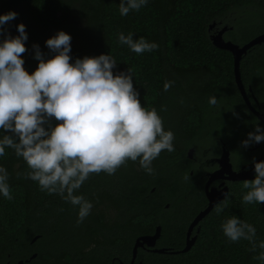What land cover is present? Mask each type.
Wrapping results in <instances>:
<instances>
[{
    "label": "trees",
    "instance_id": "16d2710c",
    "mask_svg": "<svg viewBox=\"0 0 264 264\" xmlns=\"http://www.w3.org/2000/svg\"><path fill=\"white\" fill-rule=\"evenodd\" d=\"M120 2L0 0V15L18 10L23 19L20 24L28 38L21 58L29 74L38 65L33 45H38L45 60L51 59L55 53L45 42L59 31L71 37L70 63L109 54L117 62L114 75L131 70L141 106L157 110L164 130L174 134V151L164 150L153 161L154 175L145 172L139 158L128 160L112 175L90 174L73 193L93 205L77 224L78 206L42 191L38 182L26 178L30 169L24 159L6 148L0 167L8 172L13 198L0 194V264L19 260L22 264H129L134 239L152 234L157 225L161 234L156 247L179 250L188 223L200 210L192 208L204 198L199 185L190 187L184 179L198 175L196 169L189 174L186 148L206 140L217 146L216 137L231 146L236 167L250 161L252 154L264 158V141L252 151L242 146L257 125L264 130V123L250 112L235 85L231 53L212 44L208 29L214 21L227 25L223 37L245 43L264 31V0H148L127 16L119 13ZM6 25L0 26V34ZM118 33H131L134 40L143 37L158 48L136 54L118 42ZM240 73L245 88L250 86L257 97L255 107L264 114V42L242 56ZM168 81L172 86L164 91ZM212 96L218 101L215 106L209 104ZM49 123L54 127L59 122L52 118ZM4 135L12 133L0 129V139ZM243 182L230 184L227 206L219 215L214 207L198 223L188 251L171 254L138 248L134 264H264L254 258L264 252L259 247L264 242V204L243 202L249 191ZM108 210L114 215L107 216ZM232 216L256 229L255 251L249 241L230 242L223 234L221 225ZM33 253L36 256L26 261Z\"/></svg>",
    "mask_w": 264,
    "mask_h": 264
},
{
    "label": "clouds",
    "instance_id": "9594fccd",
    "mask_svg": "<svg viewBox=\"0 0 264 264\" xmlns=\"http://www.w3.org/2000/svg\"><path fill=\"white\" fill-rule=\"evenodd\" d=\"M147 2L121 0L119 13L127 16ZM16 17L13 11L0 15V26ZM17 31L18 36L0 43V129L12 133L0 139V156L5 155L6 148H12L30 169L26 178L38 182L42 191L59 194L78 206L79 224L90 214L93 205L84 196L73 193L90 174L112 175L128 160L135 162L139 158L145 172L154 175L153 161L164 150L174 151V134L164 130L155 108L141 106L131 70L113 74L117 62L111 55L86 56L70 63L71 37L59 31L45 42L55 53L51 59L45 60L38 45H33L38 65L29 74L21 58L27 51L25 25L18 24ZM117 38L136 54L158 48L143 37L134 40L131 33H118ZM172 83L165 82L164 91ZM217 103L215 96L209 98L210 105ZM52 118L59 122L54 127L49 123ZM262 141L264 130L257 125L241 143L248 147ZM253 163L255 177L243 182V187L249 189L243 202L264 204V161ZM184 179L190 177L186 175ZM7 181L8 172L0 167V194L11 200ZM227 200L225 194L224 202L215 206L217 215L227 206ZM221 228L230 242L247 240L255 251L256 229L251 224L232 216ZM259 247L264 249V242ZM254 258L264 262V252Z\"/></svg>",
    "mask_w": 264,
    "mask_h": 264
},
{
    "label": "water",
    "instance_id": "95a60500",
    "mask_svg": "<svg viewBox=\"0 0 264 264\" xmlns=\"http://www.w3.org/2000/svg\"><path fill=\"white\" fill-rule=\"evenodd\" d=\"M216 23L212 22L208 29L213 27ZM231 28V27H229ZM228 26L223 25L217 32L212 33L209 38L212 42V44L220 49L228 50L232 57H233V75H234V82L235 85L246 104L247 108L250 110V112L255 115L260 121L264 123V114L259 112L257 108L251 103L250 97L247 94V90L243 84V81L241 79V73H240V61L244 54L247 53L248 49L254 45L260 44L264 42V31L253 36L248 41H246L243 44L235 43L231 40H226L223 37V34L227 31ZM251 87H248V91L251 92ZM254 101L257 103L256 98L253 96ZM247 139V137L244 138V140ZM254 146H258V143H255ZM193 152V148H190L188 151V154L191 155ZM219 162V167L211 173V176L209 177L208 181L205 184L206 189V196L208 199L207 206L200 210L192 219L190 222L187 232H186V239L184 246L179 250H168L167 248L163 247H155V244L160 237L161 234V226L157 225L155 227V230L152 234H142L137 236L134 239V243L132 246V256L129 264H134L138 248H149L153 252L157 253H178V252H186L188 251L194 244L196 240V234L191 236V232L195 226L198 225V223L211 211V209L221 200L225 198V194L228 195V187L223 186L222 188H210L208 189V184L211 182L212 179H218V178H225L232 181H242V180H252L255 177L254 172V163L251 162L249 164L243 165L239 170H234L232 167V164L229 159V152L226 149H222V153L217 159ZM255 162H260L261 157L254 160ZM199 229V228H198ZM38 238V235L34 236L31 242H34ZM36 253H33L29 259H26V261L30 260L31 258L35 257ZM23 260H19L15 262L14 264H22ZM120 264H124L120 262Z\"/></svg>",
    "mask_w": 264,
    "mask_h": 264
},
{
    "label": "flooded vegetation",
    "instance_id": "af4514ba",
    "mask_svg": "<svg viewBox=\"0 0 264 264\" xmlns=\"http://www.w3.org/2000/svg\"><path fill=\"white\" fill-rule=\"evenodd\" d=\"M222 26L223 25L218 26L217 23H216L213 27H211L209 29L210 35L212 33L217 32ZM223 36H224V34H223ZM248 87L246 88V90H247L248 96L250 97L251 103L253 102L254 106L258 105L257 97L255 96V94L253 93L252 90H251V92L248 91ZM253 96L256 98L257 103L254 101ZM215 139L217 140V146H215L214 142H212V144H210L209 148H206L205 144L201 143V145H199V144L198 145L197 144L196 145H190L185 150V157L187 159V164H188V166H190L189 174L192 175L194 169H196L197 173H198V175H194V176L190 177L189 180H187L188 183H189L188 186H190V187L194 186L195 187L196 185H199L201 187L200 192L202 193V195L204 197V198H200V201L197 203V206L193 207L192 209H200V210H202V209H204L207 206L208 199H207V196H206L205 184L208 181L209 177L211 176V173L214 172L219 167V162H218L217 159L221 155L223 148L228 150L229 159H230V162H231L232 167H233L234 170H239L243 165L249 164V163H251V162H253L254 160L257 159V158H254V156L252 154V156H251L252 159L250 161L245 162L244 164L240 165L239 167H236L235 163L233 162L234 155H233V152H232L233 149L231 148V146L226 141H223V140L218 139L216 137H215ZM254 145H255V143H252L250 146L243 147V148L247 149V151L248 150L252 151V149H256L258 147V146L257 147L254 146ZM198 147L201 150H198L199 149ZM201 147H204V148H201ZM190 148H193V152H192L191 155L188 154V151H189ZM207 151H210V153L208 154ZM259 157H261V161H264V158L262 156H259ZM242 181H245V180H242ZM234 182H237V181H232V180H228V179H225V178L212 179L211 182H209V184H208V189H210L212 187L220 189L223 186H227L228 187V192H229V186H230L231 183H234ZM220 202H218V203H220ZM168 207H169V204L165 203L164 204V208L167 209ZM108 209H113V208H108ZM190 222L188 223V225L186 227V230H185V239H186L187 228H188ZM198 228H199L198 225L193 228V230L191 232V236L198 232V230H199ZM185 239H184V243H185ZM155 247H156V244H155ZM142 249L151 250V249H149L147 247L142 248Z\"/></svg>",
    "mask_w": 264,
    "mask_h": 264
},
{
    "label": "rangeland",
    "instance_id": "374dc122",
    "mask_svg": "<svg viewBox=\"0 0 264 264\" xmlns=\"http://www.w3.org/2000/svg\"><path fill=\"white\" fill-rule=\"evenodd\" d=\"M14 12L17 13V17L15 19H13L12 21H10L9 23H7L5 29L0 34V43H2L5 38L16 37V33L18 32L17 31V25L20 24V21L23 20V19L18 14L19 13L18 10H15ZM209 143L212 144V142H210L209 140H206V141L203 142V144H205L206 148H209V146H210ZM201 148H204V147H201ZM198 150H201V149L199 148ZM207 152H208V154L210 153V151H207ZM114 212H115L114 210H108L107 211V216H113Z\"/></svg>",
    "mask_w": 264,
    "mask_h": 264
}]
</instances>
